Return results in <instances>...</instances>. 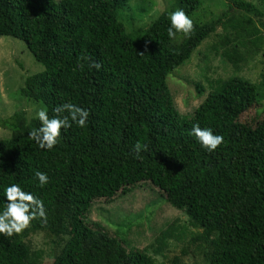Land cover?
Wrapping results in <instances>:
<instances>
[{
  "label": "trees",
  "instance_id": "obj_1",
  "mask_svg": "<svg viewBox=\"0 0 264 264\" xmlns=\"http://www.w3.org/2000/svg\"><path fill=\"white\" fill-rule=\"evenodd\" d=\"M129 1L0 0V37L22 41L43 67L21 80L20 96L49 117L66 102L89 111L86 126L62 128L51 150L28 136L40 126L36 117L20 110L0 122L10 132L0 140V208L10 183L43 201L45 217L31 220L29 231L66 238L51 264H157L88 219L93 203L148 183L200 231L205 264H264V113L241 118L258 105L264 78L213 81L190 115L175 108L166 82L209 36L219 37L221 50H213L240 72L247 54L261 51L264 22L251 15L264 13L247 0H220L226 10L203 21L192 15L204 13L205 0H175L148 27L126 32L120 12ZM177 9L193 27L170 39L168 13ZM193 124L222 135V144L206 151ZM137 142L146 146L138 155ZM36 170L48 175L43 187ZM172 226L158 241L173 236ZM26 232L0 234V264H43Z\"/></svg>",
  "mask_w": 264,
  "mask_h": 264
},
{
  "label": "rangeland",
  "instance_id": "obj_2",
  "mask_svg": "<svg viewBox=\"0 0 264 264\" xmlns=\"http://www.w3.org/2000/svg\"><path fill=\"white\" fill-rule=\"evenodd\" d=\"M57 2L58 0H53ZM220 0H205L204 13L196 12L193 19L207 21L212 16L226 10ZM264 13V0H247ZM175 0H130L120 12V18L126 32L148 27ZM251 19L260 26L264 18L251 15ZM221 33L220 29L216 30ZM264 39V36H263ZM219 37L209 36L193 51L190 60L177 67L167 76L166 82L173 97L175 108L182 115H190L204 100L210 91V84L218 79L240 76L250 82L262 84L264 78V41L259 53L247 54L240 72L223 61L213 50L218 48ZM43 67L37 63L20 40L0 37V122L8 121L17 111L23 110L27 118L36 117L37 109H44L41 103L36 105L23 99L19 94L21 80L31 74L41 72ZM21 82V84H20ZM20 84V85H19ZM201 91L198 92V87ZM258 105L242 115L250 120L254 115L264 113V86L258 87ZM10 137L7 128L0 126V140ZM88 219L99 223L110 233L132 248L145 250L157 264L197 262L205 264L206 246L196 240L200 231L188 223L186 216L172 208L161 193L148 183L137 185L125 195L118 194L110 203L97 201L92 204ZM172 226V235L164 242L158 241L162 231ZM27 228L26 241L34 251L41 252L43 264H51L53 256L62 247L65 237L46 236L41 232H30ZM24 230V229H23ZM22 230V231H23Z\"/></svg>",
  "mask_w": 264,
  "mask_h": 264
},
{
  "label": "clouds",
  "instance_id": "obj_3",
  "mask_svg": "<svg viewBox=\"0 0 264 264\" xmlns=\"http://www.w3.org/2000/svg\"><path fill=\"white\" fill-rule=\"evenodd\" d=\"M170 25L167 35L170 39L175 38L178 33L188 34L192 27V19L182 9L168 13ZM79 67V62L77 64ZM99 68V64H93ZM55 115L49 117L47 112L40 108L35 111L36 118L40 121L38 128L28 132V136L36 143L37 147L51 150L57 143L60 130L69 128L72 124L84 128L89 118V111L73 103H62L53 109ZM192 135L202 148L208 152L214 151L223 142V136L214 134L211 128H201L193 124ZM145 145L137 142L134 150L137 155L145 148ZM34 178L43 187L48 183V175L39 170L34 171ZM4 204L0 208V234L12 236L25 229L31 220L39 216L45 217V207L41 199L31 192L22 190L18 183H10L3 187Z\"/></svg>",
  "mask_w": 264,
  "mask_h": 264
}]
</instances>
